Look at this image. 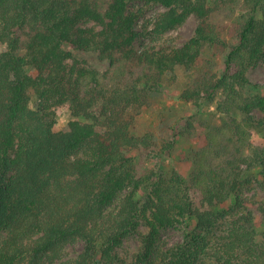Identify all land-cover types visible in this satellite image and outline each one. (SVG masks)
Returning <instances> with one entry per match:
<instances>
[{
	"label": "trees",
	"instance_id": "1",
	"mask_svg": "<svg viewBox=\"0 0 264 264\" xmlns=\"http://www.w3.org/2000/svg\"><path fill=\"white\" fill-rule=\"evenodd\" d=\"M130 0H0V264H109L141 225L149 227L136 264H264V198L246 206L247 171L261 167L264 95L249 94V71L264 60V0H148L163 4L153 32L198 19L182 46H137L140 12ZM72 50L96 53L106 70ZM225 54L219 70L216 57ZM70 59H73L71 62ZM185 73L181 98L215 102L217 117L193 154L188 177L137 175L135 151L158 155L154 131L137 133L140 111ZM34 93V99L31 96ZM70 119L59 130L58 108ZM256 110L262 112L261 116ZM196 117L181 131L194 127ZM236 195L244 212L206 245H157L160 230L185 218L204 232L215 207ZM245 203V204H244ZM246 207V208H245ZM246 209V210H245ZM83 251L63 258L69 243Z\"/></svg>",
	"mask_w": 264,
	"mask_h": 264
},
{
	"label": "rangeland",
	"instance_id": "2",
	"mask_svg": "<svg viewBox=\"0 0 264 264\" xmlns=\"http://www.w3.org/2000/svg\"><path fill=\"white\" fill-rule=\"evenodd\" d=\"M166 7L163 4L150 2L148 0H130L128 5L129 11L140 12L138 27L143 34L137 40V46H150L156 49L163 47L171 48L174 46H182L188 41L198 26V19L191 14L186 21L173 29L162 34L154 33V21L160 12ZM7 47V44L0 41V52ZM74 56L88 64V66L106 70L108 63L102 62L96 53L72 50ZM208 56L216 57L219 63V70L224 68L225 54L218 53L214 55L210 53ZM72 62L73 59H70ZM179 80L174 85H166L160 92L155 95V99L151 106L143 108L138 117L136 132L143 134L152 130L156 134V140L159 147L164 148L167 141L172 143L170 149L158 155H149L146 151H135V160L137 162V175H155L168 174L176 170L188 177L193 167L194 151L203 146L206 142V132L209 126L216 123L217 117L214 116L216 104L202 102L200 105L194 101H185L181 98L183 89V81L186 78L185 73L180 70ZM251 83L247 87L249 94L264 95V60H261L255 67L249 71ZM34 99V93L31 92ZM258 116L262 115L259 110L255 111ZM58 123L55 129L59 130L64 127L70 117L68 105H62L58 108ZM191 117H196L194 127L190 132L182 133L186 127L187 121ZM253 144L264 147V133L255 132L253 136ZM261 167H255L247 171L244 178L250 179V183L245 184L242 189V199L246 202V206L251 204L254 198L263 199L264 191L259 185ZM245 204V203H244ZM246 208V207H245ZM246 210V209H245ZM216 224L209 231L201 230L197 221L185 218L175 225L162 228L157 238V245L167 247L176 243H190L206 245L212 244L219 237L225 235L232 221L243 214L244 207L237 203L236 195H232L225 203L215 207ZM257 232H264V219H259L253 225ZM200 233H205L206 241H202ZM149 234V227L141 225L138 231L131 234L125 239L123 245L116 251L113 263L109 264H136L141 258V254L146 247L145 238ZM85 243L78 240L69 243L63 250V258H71L78 256L84 249ZM207 264H215L207 257Z\"/></svg>",
	"mask_w": 264,
	"mask_h": 264
}]
</instances>
